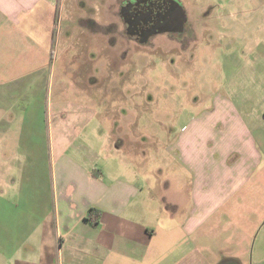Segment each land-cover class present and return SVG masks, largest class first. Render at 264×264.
Returning <instances> with one entry per match:
<instances>
[{
	"label": "crops",
	"instance_id": "0c3cea01",
	"mask_svg": "<svg viewBox=\"0 0 264 264\" xmlns=\"http://www.w3.org/2000/svg\"><path fill=\"white\" fill-rule=\"evenodd\" d=\"M80 4L0 0V36L6 26L30 22L26 30L42 39L25 52L37 53L36 60L52 46L57 19H86L78 15ZM81 21L86 25L77 24L66 40L90 50L100 36L97 18ZM8 32L23 36L22 30ZM103 68L105 76L90 83L97 88V110H69L60 103L49 109L50 176L43 204L35 206L43 221L40 252L29 262L15 256L14 264H57V259L59 264H243L240 245L253 234L246 236L247 228L262 222L256 190L247 188L253 178L259 180L263 163L251 129L256 120L248 119L245 108L221 105L179 130L141 125L140 131L124 104L120 112L112 109L129 98L126 78L118 87L114 65ZM81 91L77 99L80 94L86 99ZM143 117L140 113L138 121ZM167 161L173 173L165 176Z\"/></svg>",
	"mask_w": 264,
	"mask_h": 264
},
{
	"label": "rangeland",
	"instance_id": "374dc122",
	"mask_svg": "<svg viewBox=\"0 0 264 264\" xmlns=\"http://www.w3.org/2000/svg\"><path fill=\"white\" fill-rule=\"evenodd\" d=\"M121 1L79 0L83 12L78 15L86 19H57L52 46L36 60L37 53L25 52L41 41L36 32L26 30L30 22L6 26L0 36V264H14L18 255L29 262L30 255L40 252L43 221L35 206L43 204L50 176L49 109L60 103L69 110H97V88L90 83L92 77L105 76L103 66L109 63L115 67L116 85L122 88L126 78L123 89L131 91L127 101L111 108L124 104L140 131L141 125L179 130L194 116L221 105L251 113L248 119L256 120L251 129L263 163L259 180L253 178L247 188L256 190L262 222L247 228L246 236L253 233L252 238L240 247L243 264H264V0H180L186 34L160 33L146 45L122 33ZM91 18H97V46L89 50L77 41L69 45L67 33ZM21 30L22 37L8 32ZM19 45L21 50L16 49ZM88 63L94 66L91 72ZM82 89L86 99L81 94L77 99ZM140 113L145 117L138 121ZM167 162L165 176L173 173L172 162ZM248 199L255 198L249 194Z\"/></svg>",
	"mask_w": 264,
	"mask_h": 264
},
{
	"label": "flooded vegetation",
	"instance_id": "af4514ba",
	"mask_svg": "<svg viewBox=\"0 0 264 264\" xmlns=\"http://www.w3.org/2000/svg\"><path fill=\"white\" fill-rule=\"evenodd\" d=\"M120 17L122 33L136 44L146 45L160 33L187 32V17L177 0H122Z\"/></svg>",
	"mask_w": 264,
	"mask_h": 264
},
{
	"label": "water",
	"instance_id": "95a60500",
	"mask_svg": "<svg viewBox=\"0 0 264 264\" xmlns=\"http://www.w3.org/2000/svg\"><path fill=\"white\" fill-rule=\"evenodd\" d=\"M178 1V3H179V5L181 6V8H182V11L184 12V14L186 15V12H185V9H184V7H183V4L181 3V1L180 0H177ZM187 17V16H186ZM165 30H163V31H161V32H164ZM167 31H174V30H167Z\"/></svg>",
	"mask_w": 264,
	"mask_h": 264
},
{
	"label": "trees",
	"instance_id": "16d2710c",
	"mask_svg": "<svg viewBox=\"0 0 264 264\" xmlns=\"http://www.w3.org/2000/svg\"><path fill=\"white\" fill-rule=\"evenodd\" d=\"M92 223H93V224H96V223H97V220H93Z\"/></svg>",
	"mask_w": 264,
	"mask_h": 264
}]
</instances>
